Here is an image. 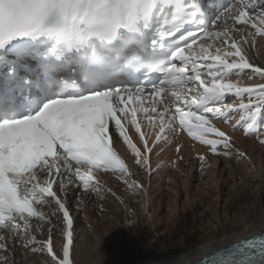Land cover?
I'll list each match as a JSON object with an SVG mask.
<instances>
[{
  "label": "snow or ice",
  "instance_id": "1",
  "mask_svg": "<svg viewBox=\"0 0 264 264\" xmlns=\"http://www.w3.org/2000/svg\"><path fill=\"white\" fill-rule=\"evenodd\" d=\"M52 3L53 0H0V53L10 47L16 48L17 44L31 42L16 55L37 61L39 76L37 87L36 80L25 79L13 66L6 73L11 79L0 89V226L18 230L19 218L26 230L27 217L43 219L42 215L37 217L32 205L51 198L62 213L67 239L62 245V254H57L55 242L50 238L47 253L54 264H74V221L53 186L58 183L56 177L65 172L75 176L84 190H98L94 183L96 170L128 174V165L114 149L113 124L118 139L131 150L135 163L148 164L147 157L133 143L128 128L122 123L129 115L127 101H134L145 93L151 97L166 88H173L171 95L177 107L171 121H178L194 140L209 145L213 154H220L217 149L229 148L231 141L226 133L212 125L210 114L214 113L227 122L230 114L247 112L248 116L235 122L234 128H242L250 135L264 131V85L245 87L226 82L232 76L249 72L264 77V66L253 65L243 47L228 38L232 29L227 24L226 30L208 33L209 37L217 39L226 37L221 41L227 45L225 49L216 48L213 54L209 50L211 46L205 48L201 44L196 56L191 55L196 34L185 30L188 23L204 20L206 11L201 0H144L147 11L155 8L149 35L143 45L144 55L153 61L154 66L142 72L136 83L140 84L143 79L152 83V87L112 89L106 86L125 76L115 77L103 64L85 65L47 51L41 38L49 29L42 24V19ZM222 14L233 24L251 25L257 35L264 36V28L255 23L258 18L260 25H264V0H232ZM186 51L188 56L184 55ZM176 61L183 66L177 67ZM69 65L75 69V75L61 79ZM28 71L31 69L26 67L25 72ZM154 74H157L155 80ZM189 83L197 87L189 89ZM98 87L104 90H95ZM83 89L93 91L83 94ZM229 97L247 99L249 103L233 107L227 103ZM21 106L23 110H20ZM138 111L149 114L156 112V107H138L131 111L135 133L140 134L145 151L151 153L152 148L135 119ZM168 113L167 108L157 113L161 132ZM167 126L171 128L172 124ZM206 133L220 139H206ZM156 139L159 142L161 137ZM260 143L264 144V139ZM45 175L49 179L41 182L40 177ZM38 194L41 199H37ZM0 264H7V261ZM208 264H264V238L245 240L230 250L217 252L208 258Z\"/></svg>",
  "mask_w": 264,
  "mask_h": 264
},
{
  "label": "bare ground",
  "instance_id": "2",
  "mask_svg": "<svg viewBox=\"0 0 264 264\" xmlns=\"http://www.w3.org/2000/svg\"><path fill=\"white\" fill-rule=\"evenodd\" d=\"M255 23L257 27L264 28V25H260L258 18ZM225 24L232 29L228 34V38L243 47L247 59L255 66H264V36H257L256 29L251 27V25L233 24L222 13L213 18V26L210 28V32L226 30ZM224 39L226 37L223 36L219 39L212 37L209 41L201 39L194 45L193 52L197 54V51H200V45L203 44L205 48L211 46L209 50L214 54L215 47L221 50L227 47V45L221 43ZM226 82L238 83L240 86L245 87H257L264 85V77L254 76L249 72L247 75L239 76L238 78L232 76ZM196 87L197 85L192 89ZM168 103L166 101L165 107H158L156 112L146 114L144 111H140L138 116L137 123L140 124L141 132L147 139L149 147L152 148L151 153L145 151L140 134L135 133V127L131 124L132 118H127L124 121L129 134L132 136L133 143L140 148L142 155L147 157L149 161L146 164L148 165L147 167L135 163V157L132 155L131 150L118 139V133L113 124V139L116 141L114 149L126 160L129 168L128 174L104 172L102 169L96 170L94 172V183L98 185L99 190L90 188L89 193L80 186L79 180L68 172H65L63 176L56 177L58 183L53 186V190L67 205L74 221L72 230L74 241L72 258L74 264H191L214 250L228 246L242 238L264 232V162L260 161L262 159L261 156L257 157L255 154L251 155L254 157L253 164L248 163L244 157L237 159V165L232 167L229 172L232 180L230 183L220 186L215 180L214 188H210L211 190L208 192V194H212L210 196L212 205L208 203L209 201L201 199L199 203H203L204 206L200 205L199 208H196L192 200L191 208L188 212L182 209L181 214H177L176 206L180 202L179 195L183 191L187 192V189L191 188V183L186 179L188 176L185 173L181 174V177L187 180L185 181L186 183L182 179V183L177 181L176 176L178 174L176 176L172 173H170L172 175H168L166 163L172 156L175 157L176 155L177 159L179 155L184 158L190 155H200L204 152L205 147L208 148V145L189 138L186 131L178 128L175 122L171 121V115L174 112L169 105L173 104ZM228 104L233 107H239V104L236 105L233 102H228ZM166 108L169 113L164 117L165 127L164 131L161 132L160 117L157 113L164 112ZM240 114L239 120L241 117L246 118L248 116L247 112ZM210 115L215 116L214 113ZM209 119L214 127L226 133L228 137L235 136L230 134V129L234 124L229 122V120L225 122L221 118H217V121L212 118ZM169 123L172 124L171 128L167 126ZM197 134L199 135L200 133ZM239 134L236 136H240ZM204 135L206 139H220L211 133ZM158 136L161 137L159 142L156 139ZM240 139L242 141L240 145L243 149L250 150L254 148L253 138ZM222 160L223 158L219 161ZM213 163L215 164L214 161ZM61 166L63 167V165ZM152 166L158 168L156 175L154 174L153 182L149 181L146 176L148 169L152 168ZM75 167L72 166L73 171ZM137 167L141 168L142 175H137L136 171L134 172L135 175L130 177ZM244 168L246 169L245 176L243 174V177L235 181L234 177L238 175V170ZM81 171H85V169H81ZM184 172L187 173V171ZM209 172L213 173L214 170L210 168L207 173ZM202 174L204 175L205 173ZM41 177L47 178V175ZM158 177H160L159 180L157 179ZM198 177L200 178L202 175ZM157 180L161 186L155 188ZM211 182L210 184L213 183ZM103 185L106 188L100 187ZM75 187L77 189H74ZM60 190L61 192H59ZM164 190H170L173 200L167 204L170 214L161 216L160 213L163 211L161 202L164 198L163 195H166ZM77 191L81 196L74 201L72 199L73 194L77 193ZM93 191L95 194L99 191V194H94L95 197L89 198ZM155 191L156 195L153 193ZM211 191L213 192L210 193ZM130 192L133 193L136 200L134 198V200H129ZM44 199L46 200L45 206L39 207V216L42 215L43 219H29L27 225L30 226V230H28V227L25 230L23 221L18 218L17 222L20 223V229H13L9 226L5 231H1L3 229L0 228V260H6L7 264H54L46 250L47 241L50 238L55 242L54 251L57 254H62V245L66 243L67 239L66 224L55 202L51 198ZM198 200L196 204H198ZM73 202L74 206L71 204ZM119 203H123L126 210H129L134 225L133 232L135 237H127L117 227L121 223V214L119 213L120 210H118ZM96 210L97 212L103 210L100 216H102L104 222L107 221L114 224L112 225L114 226L113 228L103 230V233H107L106 241H100L98 244L91 243L88 238V230L94 228V222L91 217ZM188 213L191 216H188ZM141 214H145L146 217L142 218ZM76 222L78 224L89 222L90 224L89 229L81 227L84 229L81 237L78 233L80 230L77 231L75 228ZM17 232L23 239L15 240L14 235ZM95 239L98 240L97 238ZM33 241H35L34 245ZM130 244H135V247L133 246V249H129L128 246ZM41 245H43V249ZM33 247L35 251H33Z\"/></svg>",
  "mask_w": 264,
  "mask_h": 264
},
{
  "label": "rangeland",
  "instance_id": "3",
  "mask_svg": "<svg viewBox=\"0 0 264 264\" xmlns=\"http://www.w3.org/2000/svg\"><path fill=\"white\" fill-rule=\"evenodd\" d=\"M257 36H259V35H257ZM212 38V37H211ZM211 38H209V39H207V41H209V40H211ZM211 44H212V42H210ZM215 49H216V47H215ZM200 50V49H199ZM233 77H239V76H233ZM241 77V76H240ZM244 101H245V103H248L249 101L247 100V99H244V100H240V98L239 97H235V98H232V97H229L228 98V100H227V103L228 102H233L234 104H236V105H238L240 102H243L244 103ZM254 102V101H253ZM240 113H233V114H231L229 117H228V120H229V122H231V123H235V122H237L238 120H239V118H240ZM233 120H232V119ZM212 119L213 120H216L217 118L215 117V116H213L212 117ZM232 121H231V120ZM235 120V121H234ZM217 121V120H216ZM222 124V123H221ZM237 128V129H236ZM236 128H234V125L231 127V129H230V134H231V136L232 135H235V136H233V137H230V141H231V144H230V147L229 148H227V149H225V148H223V147H219L218 149H217V152L218 153H220V154H213L212 153V151H211V147L208 145V148L207 147H205V150H204V152L203 153H201L200 155H190L189 157H180V155L178 156V159H177V155L174 157V156H172L168 161H167V163H166V167H167V174L168 175H172V174H175L174 176H176V174H178L177 176H176V179H177V181L179 182V183H182V180L185 182V181H187V180H184V179H182V177H181V174H184L185 173V175L186 176H188L186 179H188V181L191 183V188L190 189H187L188 191L187 192H184L183 191V193L181 192V194L179 195V198H180V202H179V204L177 203V206H176V212H177V214L179 215V213L181 214V212H182V209L184 210V211H189L190 210V208H191V201L193 202V204L195 205V207L197 208H199V206L200 205H203L204 206V204L203 203H199L200 202V200L201 199H204V200H206V201H209L208 203L210 204V205H212V201L210 200V196L212 195H210V194H208V192L211 190L210 188H214V186H215V180L217 181V183H218V185H220V186H224L225 185V183H230L232 180H231V178H230V175H229V172L232 170V167H235L236 165H237V159L239 158V157H244V159L246 160V161H248V163H250V164H253V162L252 161H254L253 160V156H251V155H256L257 157L259 156H261L262 157V159H260V161H263L264 162V144H262V143H260V140L261 139H264V131H261L258 135H250V134H246L245 132H243V130L242 129H240V128H238V127H236ZM234 130V131H233ZM234 133V134H233ZM240 133V134H239ZM237 134H239L240 136H236ZM261 136V138H259ZM253 138V145H255L254 146V148L253 149H250V150H247V149H243L242 147H241V143H242V141H241V139L240 138ZM257 137V138H256ZM232 138V139H231ZM194 140V139H193ZM246 145V144H245ZM260 145V146H259ZM232 152V153H231ZM241 154H244L243 156L241 155ZM188 158V159H187ZM223 158V160L222 161H219V160H221ZM251 158H252V160H251ZM187 159V160H186ZM217 159V160H216ZM219 159V160H218ZM208 160V161H207ZM213 161L215 162V164L213 163ZM210 162V163H209ZM135 164V163H134ZM190 164V165H189ZM208 164V165H207ZM193 165V166H192ZM217 165V166H216ZM146 167L148 166V165H145ZM182 166V167H181ZM186 168H185V167ZM191 166H192V168H191ZM194 166H195V168H194ZM202 166V167H201ZM221 166V167H220ZM136 167V166H135ZM184 167V169L182 170V168ZM188 167H190V168H188ZM209 167V168H208ZM153 168V169H152ZM152 168H150V169H148V171H147V174H146V176H147V178H148V180L149 181H151V182H153L152 180L154 179V176L156 175V173H157V171H158V168L157 167H153L152 166ZM181 168V169H180ZM210 168L212 169V170H214V172L213 173H207L209 170H210ZM186 169V170H185ZM206 169V170H205ZM182 172H181V171ZM189 170V171H188ZM200 170V171H199ZM137 171V172H136ZM154 171V172H153ZM181 173H180V172ZM184 171H187V173L186 172H184ZM195 171V172H194ZM245 171V172H244ZM134 172H136L137 173V175H142V173H141V168H139V167H137V169H135V171H133L132 172V174L130 175V177L131 176H133V175H135V173ZM175 172V173H174ZM177 172V173H176ZM197 172H199V173H197ZM170 173H172V174H170ZM202 173H205L204 175L202 174ZM155 174V175H154ZM163 174H164V172H163ZM180 174V175H179ZM241 174H242V176H241ZM243 174H244V176H245V174H246V169L244 168V169H242V170H238V175H236L235 177H234V180L236 181L237 179L239 180L240 179V177H243ZM167 175V176H168ZM193 175V176H192ZM200 175H202V177H198V176H200ZM209 175V177H207ZM211 175H214V176H211ZM165 176V175H164ZM197 176V177H196ZM205 176H206V179H205ZM161 177V176H160ZM160 177H158L157 179L159 180V178ZM166 177V176H165ZM151 178V179H150ZM179 178V179H178ZM182 179V180H181ZM210 179V180H209ZM156 181L157 182V184H156V186H155V188L158 186H161L159 183V181ZM202 180V181H201ZM207 180V181H206ZM211 180H212V182H211ZM224 180V181H223ZM181 181V182H180ZM198 181V182H197ZM200 182V183H199ZM210 182L213 184V186H211L212 184H210ZM186 183V182H185ZM199 183V184H198ZM208 183V184H207ZM123 184H125V183H123ZM198 184V185H197ZM206 184V185H205ZM210 184V186H208ZM201 185V186H200ZM196 186V187H195ZM199 186V187H198ZM100 187H102V188H106V186H100ZM99 187V188H100ZM201 187V188H200ZM205 187H207V188H205ZM200 188V189H199ZM74 189H77L76 187L74 188ZM196 189H197V191H196ZM209 189V190H208ZM99 190V189H98ZM190 190V191H189ZM195 190V191H194ZM68 191V190H67ZM86 192H90V190H85ZM59 192H61V190L59 191ZM213 191H211L210 193H212ZM155 195H156V191L155 192H153ZM190 193H191V195H190ZM95 192L93 191L92 192V194L90 195V197L89 198H92V197H95V195H97V194H99V191L95 194ZM164 194H166V195H163L164 196V198H163V201L161 202L162 203V205H163V211L160 213V215L161 216H164V215H169L170 214V212H169V208H168V203L171 201V200H173V198H172V196H171V194H170V190H164ZM193 194V195H192ZM202 195V196H201ZM78 196V197H77ZM80 193H78V191H77V193H75V194H73V200L74 201H76V199H78V198H80ZM182 196V197H181ZM189 196H191V197H189ZM122 197V196H121ZM184 197V198H183ZM193 197V198H192ZM197 198V199H195V198ZM135 199L136 200V197L133 195V193L132 192H130V194H129V200H132V199ZM172 198V199H171ZM133 199V200H134ZM199 199V200H198ZM188 200V201H187ZM197 200H198V204H196V202H197ZM134 202V201H133ZM136 202V201H135ZM181 202H183L182 204H181ZM190 202V203H189ZM72 204V206H74V202L73 203H71ZM188 204V205H187ZM190 204V205H189ZM198 205V206H197ZM205 205H206V203H205ZM90 206V205H89ZM182 206V207H181ZM187 206H189V207H187ZM124 208V209H123ZM180 210H179V209ZM165 209V210H164ZM118 210H120L119 211V213L121 214V223L120 224H118V229L120 230V231H122V232H124V234L127 236V237H129V236H131V237H135V235H134V232H133V229H134V225H133V222H132V218L130 217V214H129V210L127 209L126 210V208H125V206H124V204L123 203H119L118 204ZM125 210V211H124ZM196 210V209H195ZM123 211V212H122ZM101 212H103V210H100V211H98L97 212V210L95 211V213H94V215L91 217V220L94 222V228L93 229H89L90 228V224H89V222H82V223H80V224H78L77 222H76V224H75V228H76V230L77 231H79L80 230V232H78L79 234H80V237H81V233H82V231L84 230V229H82L81 227H84V228H86V229H89L88 230V233H89V236H88V238H89V240H90V242L91 243H99L100 241H103V242H105L106 240V236H107V233H103V230H108V229H110V228H113L114 226H112V225H114V224H111V223H109V222H107V221H105L104 222V219L102 218V216H100V213ZM168 212V213H167ZM128 215V216H127ZM142 215V218H145L146 217V215L145 214H141ZM144 215V216H143ZM188 216H191V214H187ZM110 220V219H109ZM139 220H142V219H139ZM102 223V224H101ZM108 224V225H107ZM110 226V227H109ZM109 227V228H108ZM105 228V229H104ZM131 229V230H130ZM28 230H30V226L28 225ZM102 232H101V231ZM77 233V234H78ZM100 234V235H99ZM101 237V238H100ZM14 238H15V240H21V239H23L22 238V236L19 234H16V235H14ZM95 238H97L98 240H96ZM102 238H103V240H102ZM17 243V242H16ZM17 246H18V243L16 244ZM130 246V247H129ZM128 246V248L129 249H133L134 247H135V244H130ZM134 246V247H133ZM132 247V248H131ZM3 260V259H2ZM2 260H0V262H2Z\"/></svg>",
  "mask_w": 264,
  "mask_h": 264
}]
</instances>
